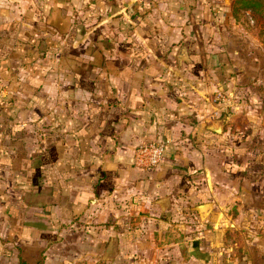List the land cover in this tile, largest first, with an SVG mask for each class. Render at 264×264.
I'll return each instance as SVG.
<instances>
[{"label": "crops", "instance_id": "0c3cea01", "mask_svg": "<svg viewBox=\"0 0 264 264\" xmlns=\"http://www.w3.org/2000/svg\"><path fill=\"white\" fill-rule=\"evenodd\" d=\"M240 2L0 0V264H200L179 218L223 196L264 216V32L237 33Z\"/></svg>", "mask_w": 264, "mask_h": 264}, {"label": "rangeland", "instance_id": "374dc122", "mask_svg": "<svg viewBox=\"0 0 264 264\" xmlns=\"http://www.w3.org/2000/svg\"><path fill=\"white\" fill-rule=\"evenodd\" d=\"M219 1L222 2L223 0ZM239 5L242 6L241 4ZM244 12L245 10L243 12L240 11L242 14ZM258 12L260 14L257 15L260 18L254 24H250L247 18L243 16L248 23V25L245 24L247 28L244 26L245 30H236L237 33L241 31L254 35L259 32L263 33L264 7H259ZM235 29L236 26L233 27L234 31ZM195 42L202 50L204 43L207 41L201 38ZM263 42L264 40L261 43ZM197 58L198 63H200V56H197ZM205 61L206 63L208 62L206 55ZM233 111V123L239 125L240 122L235 114L237 113L236 107H234ZM228 196L231 197L230 194ZM223 197L220 201L214 200L225 207L224 212H227V214L214 213L215 215L209 216L206 221H202L198 216L179 218L182 224H191L190 230L184 227L179 234L181 239L190 242L188 248H181L180 258L184 259V256L194 255L201 262L200 264H264V216L249 215L248 210H246L247 213L242 210L238 213L237 205L238 203L242 204V202ZM200 201L211 202V199L205 196ZM253 202L250 198H246L243 205L249 204L253 206ZM259 204L261 208L264 207V189L262 200L255 201L256 206ZM183 264H187L186 261Z\"/></svg>", "mask_w": 264, "mask_h": 264}, {"label": "built area", "instance_id": "2783aa9c", "mask_svg": "<svg viewBox=\"0 0 264 264\" xmlns=\"http://www.w3.org/2000/svg\"><path fill=\"white\" fill-rule=\"evenodd\" d=\"M166 142L150 141L138 145L134 151V164L140 169H153L163 160Z\"/></svg>", "mask_w": 264, "mask_h": 264}, {"label": "trees", "instance_id": "16d2710c", "mask_svg": "<svg viewBox=\"0 0 264 264\" xmlns=\"http://www.w3.org/2000/svg\"><path fill=\"white\" fill-rule=\"evenodd\" d=\"M241 1L240 4L241 9L245 10V12H248V18H250L254 23H257L260 16L257 14H260L258 12L259 7H264V0H239ZM256 7L257 10H256Z\"/></svg>", "mask_w": 264, "mask_h": 264}, {"label": "water", "instance_id": "95a60500", "mask_svg": "<svg viewBox=\"0 0 264 264\" xmlns=\"http://www.w3.org/2000/svg\"><path fill=\"white\" fill-rule=\"evenodd\" d=\"M177 59L179 63H181L183 60H187V47L186 46L180 47L178 55H177ZM210 129H212L214 132H217V133H220L222 130L220 125L211 126ZM208 209H209L208 204H201L196 207V211L200 215H204L205 213H207Z\"/></svg>", "mask_w": 264, "mask_h": 264}]
</instances>
